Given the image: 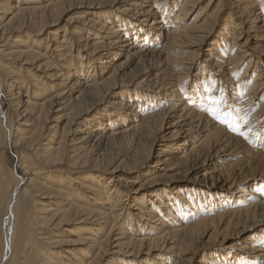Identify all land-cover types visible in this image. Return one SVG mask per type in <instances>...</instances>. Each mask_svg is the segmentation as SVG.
I'll return each mask as SVG.
<instances>
[{
  "label": "bare ground",
  "instance_id": "obj_1",
  "mask_svg": "<svg viewBox=\"0 0 264 264\" xmlns=\"http://www.w3.org/2000/svg\"><path fill=\"white\" fill-rule=\"evenodd\" d=\"M225 1L0 0V264H264V142L225 124L264 123L239 97L264 95V0ZM209 40L200 80L226 83L224 123L205 81L180 85ZM230 246L252 259L195 261Z\"/></svg>",
  "mask_w": 264,
  "mask_h": 264
},
{
  "label": "rangeland",
  "instance_id": "obj_2",
  "mask_svg": "<svg viewBox=\"0 0 264 264\" xmlns=\"http://www.w3.org/2000/svg\"><path fill=\"white\" fill-rule=\"evenodd\" d=\"M227 1H229V0H226L225 2H226V4H227ZM170 3V2H169ZM229 3V2H228ZM168 6H169V4H168ZM203 6H204V4H203ZM201 7V10H202V6H200ZM227 7H229L228 5H227ZM201 10H199V11H201ZM174 13H175V11H174ZM176 14V13H175ZM74 15V13H72V16ZM172 16V15H171ZM169 18H171V17H169ZM169 18H168V20H169ZM132 20V19H131ZM193 20V19H192ZM185 23L186 22H189V21H187V20H185L184 21ZM181 23V22H180ZM223 25H224V21H222L221 22ZM182 24V23H181ZM64 25V23L63 22H60L58 25H56V27H53V30H51L52 31V33H57V32H60V29L62 28V26ZM216 29V28H215ZM218 29H220L219 27H217V30H215V35H216V33L218 32ZM42 36V35H41ZM210 40L206 43V45H204V51H203V53H201V55H200V59H195L196 61H201L199 64H197V66L195 65V67L193 68V69H191V71H190V74L188 73L187 74V77H186V79H184L183 80V82L180 84L181 85V88L182 87H184V88H182L181 90L183 91L182 92V94L185 96H187V94L188 93H199V88H201L200 86H201V84L203 83V81H205V75H204V80L202 81V79L200 80V78H202L201 77V74H200V72H201V64H204V60L208 57V49H209V45H210ZM214 42V41H213ZM122 58H124V56H121V57H118L117 58V60H119V59H122ZM116 60V61H117ZM241 72H242V70H241ZM156 73V72H155ZM154 74V71L153 72H151V76ZM195 76H197V78L195 77ZM240 77H241V75H239V76H235L233 79H235L236 78V80H233V81H231V83H229L230 85H228L227 87H232V88H234L237 84L235 83V82H237V80L238 79H240ZM202 81V83H200ZM208 82V81H207ZM206 81H205V84H204V86H205V89L207 88V85L209 84V82L207 83ZM195 84H198L197 86L199 87L198 89H191L193 86H195ZM233 84H234V87H233ZM129 85H132V84H129ZM217 85V84H216ZM225 85H226V83H222V88L220 89L218 86H216V87H214L215 89H213V86L212 85H208V88L206 89V92H207V90L210 92V94L211 93H213L214 95H216L217 96V100H211L212 102L211 103H209V102H207L206 103V107L208 106V107H211L212 108V110L214 111V113H215V111H218V112H216L215 113V115L216 116H219L220 117V121L221 120H223L224 122H225V119H222L221 118V116H222V112L224 111H226L227 109L226 108H228L227 106H229V104H228V102L230 103V101H231V99H230V97H231V93L225 88ZM224 86V87H223ZM252 86L253 85H251L250 84V86L249 85H244L243 87H242V89H240L241 90V92L242 93H240V95L241 96H239L240 97V100H242V101H244L245 99V101L243 102V104H245V105H243V107L245 108V112L246 113H248V115H252V118H253V120H252V122L254 123V121H256L257 119V117L255 118L254 116V114L256 113V111H257V108L258 109H260V107H261V105H263V103H264V95L260 98V100L259 101H255L254 100V97L256 96V95H251L252 93H253V88H252ZM212 87V88H211ZM247 87V88H246ZM194 88V87H193ZM245 88V89H244ZM145 90L144 88H142V87H140V88H138V91L139 92H141L140 90ZM225 89V90H224ZM252 89V90H251ZM120 90H124V92L126 93V95H124L123 96V101H128V102H130L132 99H133V97H131V95H129L128 93H127V91L129 92V93H131L132 92V90H134L135 91V88H133V86H128V84H126V85H123V87L120 89ZM119 90V91H120ZM193 90V91H192ZM215 90V91H214ZM224 90V91H223ZM250 90V91H249ZM260 90H262V89H260ZM198 91V92H197ZM202 91V90H201ZM221 91V92H220ZM244 91V92H243ZM220 92V93H219ZM226 92H228V93H226ZM248 92H250V94L248 93ZM263 92V90L260 92V93H262ZM117 93H118V91H117ZM193 93V94H194ZM219 93V94H218ZM223 95H222V94ZM230 93V94H229ZM248 93V94H247ZM243 94H245V95H243ZM223 97L224 95L225 96H227V97H225L226 99H228V100H226L224 97H223V100H222V98H220L221 96ZM243 96V97H242ZM252 96V97H251ZM130 97V98H129ZM114 98V97H113ZM113 98H106L107 99V101L110 103L111 102V100H114ZM245 98V99H244ZM248 98V99H247ZM252 98V99H251ZM116 99V98H115ZM118 99V98H117ZM221 99V100H220ZM1 100H2V102H3V115L5 116V117H12V110H11V106H10V104H9V102L6 100V98L4 97V95H1ZM225 100L227 101L226 103H225ZM252 100V101H251ZM215 102V105H214V102ZM221 101V102H220ZM248 101V102H247ZM106 102V101H105ZM220 102V103H219ZM246 102V103H245ZM252 102V103H251ZM208 104V105H207ZM218 104H219V106H218ZM226 104V105H225ZM256 104H257V106H256ZM222 105H224V106H222ZM248 105V106H247ZM145 107L146 108H148V110H150V108H149V105H145ZM205 107V106H204ZM216 109H215V108ZM222 107V108H221ZM250 109H249V108ZM218 108V109H217ZM220 109V110H219ZM221 109H222V111H221ZM226 109V110H225ZM256 110V111H255ZM202 111V110H201ZM200 111V112H201ZM129 113V111H124V113L122 114H120V113H118V114H120V115H122V116H124L126 113ZM250 112V113H249ZM255 112V113H254ZM218 113H219V115H218ZM130 114V113H129ZM195 114L196 115H200V113H198V111H196L195 112ZM128 116V115H127ZM235 123L237 122V121H239V123H240V125H241V120H242V117L240 116V118H238L237 119V116H235ZM103 125H102V128H107V122L106 121H103ZM228 123V122H227ZM226 122H225V124L226 125H229V124H227ZM252 123V124H253ZM231 124H232V122H231ZM234 124V123H233ZM96 125H94V127L92 128L91 127V129H96V127H95ZM260 126H263L264 127V123H260V125L258 126V130H257V133L258 134H254L255 136H258L257 138L256 137H254L253 136V134H251V135H248L247 134V132H244L246 135H245V137L243 136H240V135H238V134H236L235 132H233V131H227V132H229L228 134H230V133H232L231 135H229V136H232V137H234V138H237V139H239V140H241V142L243 143V144H245V141L250 137V139L252 140V139H254V141L256 140L257 141V143H258V140H262V142L260 143L261 145L263 144V140H264V136L262 135V134H264V133H262V128L260 129ZM242 128H241V126H240V130H241ZM229 130V129H228ZM261 130V131H260ZM75 131H78V128H77V126L75 127ZM242 131V130H241ZM226 132V133H227ZM234 133V134H233ZM255 133H256V131H255ZM227 134V135H228ZM246 136H247V139H246ZM260 136V137H259ZM263 136V137H262ZM239 137V138H238ZM241 138V139H240ZM249 140V139H248ZM250 140V141H251ZM181 142V140H178V143H180ZM247 142V141H246ZM252 144V143H251ZM256 146V148H260L259 146H258V144H255ZM252 148H255L254 146H251ZM155 148V151L158 149L157 147H154ZM256 150V149H255ZM115 153V152H114ZM105 154H107V153H105ZM18 157H19V154H18V152L14 149V148H12V146H11V143H9L8 144V147H7V149L5 150V163H6V165H7V167L9 168V169H11L15 174H16V176H17V178H19V179H21L22 177H23V171H22V169H21V165H20V162H19V159H18ZM196 184V183H195ZM176 187V188H187V189H191V188H195V189H198V188H200L201 189V191L202 192H208V190H207V188H202V187H200V186H197V185H193V184H174V185H172V187ZM21 190H24L26 187H25V185H21ZM149 190V189H148ZM168 190V189H167ZM209 193H211V192H209ZM218 195L216 196V198L217 197H219V196H222V194L221 193H217ZM214 198V197H213ZM203 201H206L205 200V198H204V196H203ZM264 232V231H263ZM231 248H228V247H221V248H217V247H213V248H210V249H207L206 251H203L201 254H200V256L198 257V258H196L195 259V261H198L201 257H203V256H212V257H214L216 260H218L219 258H223V257H228L227 256V251H231L233 254H231V257H232V255H233V259H234V256L235 255H239V254H242V255H244V257H246V258H248L249 256L246 254V250L244 251V250H236V248H232V246H230ZM239 247V246H238ZM245 252V253H244ZM223 253H225L226 255H222ZM218 257V258H217ZM230 257V258H231ZM249 259L251 260L252 258H251V256L249 257Z\"/></svg>",
  "mask_w": 264,
  "mask_h": 264
},
{
  "label": "snow or ice",
  "instance_id": "obj_3",
  "mask_svg": "<svg viewBox=\"0 0 264 264\" xmlns=\"http://www.w3.org/2000/svg\"><path fill=\"white\" fill-rule=\"evenodd\" d=\"M213 115H214V118H215V119H218V120L220 119L219 116H216L215 114H213ZM220 122H221V123H224L223 120H221ZM228 126H229V129H230L231 131L235 132L236 134H238V135H240V136H245V133L242 132V131L240 130V123H239V121H237V122L234 123V124H229Z\"/></svg>",
  "mask_w": 264,
  "mask_h": 264
}]
</instances>
